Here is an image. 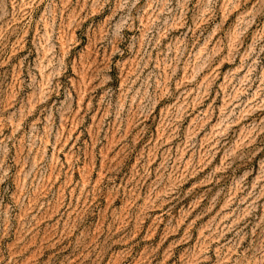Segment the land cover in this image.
I'll use <instances>...</instances> for the list:
<instances>
[{
    "label": "rangeland",
    "instance_id": "1",
    "mask_svg": "<svg viewBox=\"0 0 264 264\" xmlns=\"http://www.w3.org/2000/svg\"><path fill=\"white\" fill-rule=\"evenodd\" d=\"M0 264H264V0H0Z\"/></svg>",
    "mask_w": 264,
    "mask_h": 264
}]
</instances>
